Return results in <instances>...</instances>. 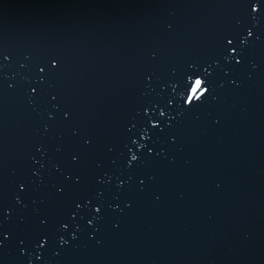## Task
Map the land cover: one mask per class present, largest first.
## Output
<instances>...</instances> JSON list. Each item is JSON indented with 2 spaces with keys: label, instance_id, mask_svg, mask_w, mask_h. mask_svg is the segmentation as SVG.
<instances>
[{
  "label": "snow or ice",
  "instance_id": "6c2138e0",
  "mask_svg": "<svg viewBox=\"0 0 264 264\" xmlns=\"http://www.w3.org/2000/svg\"><path fill=\"white\" fill-rule=\"evenodd\" d=\"M26 6L34 5L0 0V19L9 8ZM139 6H160V0ZM171 6L214 15L179 49L159 41L145 45L103 119L81 115L66 86V51L18 50L0 38V118L8 100L18 97L36 122L15 165L0 148V264H79L75 251L82 240L99 248L137 209L160 204L177 154L196 128L221 129L228 119L224 105L247 83L264 80V0ZM161 32L171 36L176 24L165 22ZM206 180L211 190L222 189L213 174ZM240 239L250 235L241 232Z\"/></svg>",
  "mask_w": 264,
  "mask_h": 264
},
{
  "label": "water",
  "instance_id": "95a60500",
  "mask_svg": "<svg viewBox=\"0 0 264 264\" xmlns=\"http://www.w3.org/2000/svg\"><path fill=\"white\" fill-rule=\"evenodd\" d=\"M155 0H20L34 6L9 8L0 38L12 48L59 47L70 57L66 86L85 119H103L131 79L145 45L163 42L176 50L193 40L212 10L139 6ZM137 5V6H131ZM174 22L176 32L161 27ZM218 130L196 128L177 154L165 198L137 209L122 232L92 248L76 249L79 264H264V80L224 105ZM36 122L21 99L10 98L0 118V148L15 165L35 134ZM185 160L190 161L185 165ZM222 181L218 192L206 177ZM183 191V198L177 193ZM250 239L242 241L240 233Z\"/></svg>",
  "mask_w": 264,
  "mask_h": 264
}]
</instances>
